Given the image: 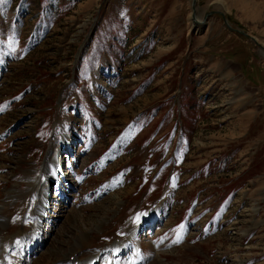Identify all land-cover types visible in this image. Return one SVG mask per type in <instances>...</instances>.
Wrapping results in <instances>:
<instances>
[{
	"label": "rangeland",
	"instance_id": "1",
	"mask_svg": "<svg viewBox=\"0 0 264 264\" xmlns=\"http://www.w3.org/2000/svg\"><path fill=\"white\" fill-rule=\"evenodd\" d=\"M41 1L0 0V264H264V0Z\"/></svg>",
	"mask_w": 264,
	"mask_h": 264
},
{
	"label": "bare ground",
	"instance_id": "2",
	"mask_svg": "<svg viewBox=\"0 0 264 264\" xmlns=\"http://www.w3.org/2000/svg\"><path fill=\"white\" fill-rule=\"evenodd\" d=\"M201 27V26H200ZM70 136V135H69ZM63 141H64V139H63ZM63 141L62 142H56V143H54L53 144V146L54 145H56V144H64L63 143ZM69 141H70V139H69ZM68 145H70V143L68 144ZM68 145H66V146H68ZM64 148V147H63ZM64 149H66V150H69V146L68 147H65ZM53 154V153H52ZM59 159H60V152H59ZM54 156H55V154H54ZM52 162H54V164H52ZM58 162H60V161H58ZM51 165H53L52 166V169H54V167H55V161H54V159H52V161H51ZM50 175H53V174H50ZM51 178V176L49 177V179ZM48 179V183L49 182H51L53 179H51V181ZM63 190H65L64 188H62ZM44 191V190H43ZM47 193L48 192H42V200L43 201H40V206H39V208H38V212H40V213H43L44 212V208H43V205H44V201L47 199L46 197H47ZM5 214H7V213H5ZM4 213H2V216H4L5 215ZM1 216V217H2ZM37 224H39V219L37 220V222H36V225ZM35 232V231H34ZM34 232H33V234H34ZM19 233V232H18ZM21 233H19V235H20ZM19 235H17V236H19ZM22 235L23 236H25V237H28L29 238V240H34V235H31V236H29V235H26V234H24V233H22ZM21 236V235H20ZM8 240H10V239H8V237L7 238H5L2 242L4 243V242H6V241H8ZM12 240V239H11ZM31 241H30V243H31ZM1 242V244L3 245V243ZM85 243V242H84ZM84 243H82V244H79L78 245V247H76L75 248V251L72 253V254H70L68 257H66L65 259V261H63V262H61V263H59V264H74L76 261H78L79 262V264H94L96 261H97V259H99L100 258V255L98 254V252H95V253H89L88 251H91V248H89V247H86V245H84ZM1 245V246H2ZM139 246H141V244H139ZM15 247V246H14ZM23 246H17V247H15V248H22ZM32 247V246H31ZM30 247V248H31ZM33 248V247H32ZM82 249V250H78V249ZM121 248V246H119V245H117L116 243H115V245L112 247V249H114V251L116 252V251H118L119 249ZM22 249H19L18 251V253L19 254H21V253H23V250L21 251ZM78 250V251H77ZM74 255V256H73ZM7 256V251H5L4 250V248H2V247H0V261H2V260H4V258H7L6 257ZM141 256H143V255H140V257ZM72 257H73V261L71 260L72 259ZM5 261V260H4ZM7 261V260H6ZM17 262H19V260H17ZM109 263H111V264H113L112 262H107L106 264H109Z\"/></svg>",
	"mask_w": 264,
	"mask_h": 264
},
{
	"label": "water",
	"instance_id": "3",
	"mask_svg": "<svg viewBox=\"0 0 264 264\" xmlns=\"http://www.w3.org/2000/svg\"><path fill=\"white\" fill-rule=\"evenodd\" d=\"M192 9H193L192 10V21H193L194 25H198V26H205L207 24L208 17L212 13H214V12H211V13L207 14L206 16H204L203 18L200 19V17L198 16V12H197V0H192ZM229 28L233 29L230 25H229ZM234 30H236V29H234ZM236 31L243 33L239 30H236ZM245 35L250 37L254 41V43L257 44L256 40L253 37L249 36L248 34H245ZM259 47H260V49H263V51H264V46L259 45Z\"/></svg>",
	"mask_w": 264,
	"mask_h": 264
},
{
	"label": "trees",
	"instance_id": "4",
	"mask_svg": "<svg viewBox=\"0 0 264 264\" xmlns=\"http://www.w3.org/2000/svg\"><path fill=\"white\" fill-rule=\"evenodd\" d=\"M244 67H245V66H244ZM244 67H243V68H244ZM244 69H245V68H244Z\"/></svg>",
	"mask_w": 264,
	"mask_h": 264
},
{
	"label": "crops",
	"instance_id": "5",
	"mask_svg": "<svg viewBox=\"0 0 264 264\" xmlns=\"http://www.w3.org/2000/svg\"><path fill=\"white\" fill-rule=\"evenodd\" d=\"M235 61V60H234Z\"/></svg>",
	"mask_w": 264,
	"mask_h": 264
}]
</instances>
